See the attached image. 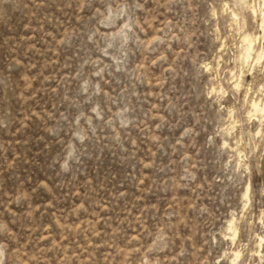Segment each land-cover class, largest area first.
<instances>
[{
  "label": "rangeland",
  "instance_id": "1",
  "mask_svg": "<svg viewBox=\"0 0 264 264\" xmlns=\"http://www.w3.org/2000/svg\"><path fill=\"white\" fill-rule=\"evenodd\" d=\"M253 103L264 0H0V264H264Z\"/></svg>",
  "mask_w": 264,
  "mask_h": 264
},
{
  "label": "bare ground",
  "instance_id": "2",
  "mask_svg": "<svg viewBox=\"0 0 264 264\" xmlns=\"http://www.w3.org/2000/svg\"><path fill=\"white\" fill-rule=\"evenodd\" d=\"M244 40L247 41V42L249 43V47H250V46H251V45H250V42H251L250 38L245 37ZM247 54H248V53H247ZM252 108H253L255 111H261V110L264 108V105H263V108H259L258 104L253 103V104H252Z\"/></svg>",
  "mask_w": 264,
  "mask_h": 264
}]
</instances>
